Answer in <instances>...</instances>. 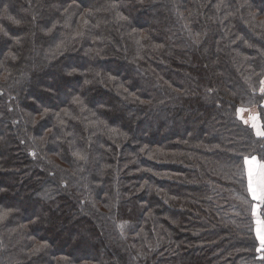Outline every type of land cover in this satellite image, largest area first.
Here are the masks:
<instances>
[{"label": "trees", "instance_id": "1", "mask_svg": "<svg viewBox=\"0 0 264 264\" xmlns=\"http://www.w3.org/2000/svg\"><path fill=\"white\" fill-rule=\"evenodd\" d=\"M0 25V264H264L234 175L264 0H0Z\"/></svg>", "mask_w": 264, "mask_h": 264}, {"label": "snow or ice", "instance_id": "2", "mask_svg": "<svg viewBox=\"0 0 264 264\" xmlns=\"http://www.w3.org/2000/svg\"><path fill=\"white\" fill-rule=\"evenodd\" d=\"M217 7H220V5H217ZM65 11H67V9H65ZM3 12L5 18L12 24L17 26L21 24L20 20L7 14L6 7L3 9ZM121 19L126 18L121 17ZM55 27L56 25L54 24L52 29ZM52 29H49L48 31L51 32ZM0 33L5 37L9 36L7 30L2 25H0ZM198 42L199 41L197 40V43ZM14 43L20 44V40L17 39ZM13 58L15 57L13 56ZM68 75H72V73L69 72ZM259 84L260 96L258 99H250V104L259 105V101L264 100V79H261ZM74 102L82 103V101L79 100V97H76ZM244 111L245 109L243 107L237 109L235 105H233L234 116H237ZM261 111H264V106H261ZM43 115H47L46 110ZM241 124L242 130L247 131L248 135L246 138L234 142L240 145V149L236 153L239 157L240 164L235 169L234 175L245 185L244 200L250 195L251 201L254 202L251 204V212L252 215L256 217V235L259 240L257 251L264 253V219H261L259 214L260 210L264 208V125L258 123L255 117L251 123L248 120H243L241 118ZM32 155L35 156L36 153L33 152ZM73 155L79 160H86V157L79 151L74 152ZM257 177L259 179H257ZM47 198L50 199L51 197L49 196ZM242 202L244 201L242 200ZM6 215L7 213L0 214V220H3ZM260 259L264 260V255H261Z\"/></svg>", "mask_w": 264, "mask_h": 264}, {"label": "rangeland", "instance_id": "3", "mask_svg": "<svg viewBox=\"0 0 264 264\" xmlns=\"http://www.w3.org/2000/svg\"><path fill=\"white\" fill-rule=\"evenodd\" d=\"M247 115H249V114H246L245 117H247ZM257 179H259V178L257 177Z\"/></svg>", "mask_w": 264, "mask_h": 264}, {"label": "crops", "instance_id": "4", "mask_svg": "<svg viewBox=\"0 0 264 264\" xmlns=\"http://www.w3.org/2000/svg\"><path fill=\"white\" fill-rule=\"evenodd\" d=\"M260 217H261V219H262L261 213H260Z\"/></svg>", "mask_w": 264, "mask_h": 264}]
</instances>
